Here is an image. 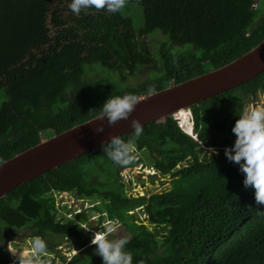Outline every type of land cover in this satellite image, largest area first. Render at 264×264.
<instances>
[{
  "label": "trees",
  "instance_id": "16d2710c",
  "mask_svg": "<svg viewBox=\"0 0 264 264\" xmlns=\"http://www.w3.org/2000/svg\"><path fill=\"white\" fill-rule=\"evenodd\" d=\"M261 1L126 0L141 8L137 25L125 6L77 15L70 0H0V162L99 115L107 98L144 96L247 52L264 37ZM139 72L146 77L129 84L127 77ZM258 93L264 70L189 106L196 139L172 116L143 126L136 153L145 151L155 175L167 177L159 192H126L120 173L141 160L136 155L133 164L115 166L104 152L111 141L11 189L0 198V264H9L11 229L41 236L56 256L54 239L66 238L78 251L68 261L61 256L64 264H102L91 244L102 215H58L66 211L56 205L62 192L94 199L92 210L121 223L132 264H264V205L223 154L234 141L236 116ZM135 208L153 229L126 223Z\"/></svg>",
  "mask_w": 264,
  "mask_h": 264
},
{
  "label": "water",
  "instance_id": "95a60500",
  "mask_svg": "<svg viewBox=\"0 0 264 264\" xmlns=\"http://www.w3.org/2000/svg\"><path fill=\"white\" fill-rule=\"evenodd\" d=\"M263 70L264 37L228 63L138 97L127 119L109 125L106 116L99 114L44 138L0 162V198L18 185L133 131V118L143 127L247 82Z\"/></svg>",
  "mask_w": 264,
  "mask_h": 264
},
{
  "label": "clouds",
  "instance_id": "9594fccd",
  "mask_svg": "<svg viewBox=\"0 0 264 264\" xmlns=\"http://www.w3.org/2000/svg\"><path fill=\"white\" fill-rule=\"evenodd\" d=\"M125 4L126 0H70L68 8L77 15L81 10L93 7L104 8L109 13H117L124 8ZM138 102L137 95L133 93L113 96L107 98L102 104L100 114L106 116L108 124L111 125L120 119H127ZM236 117L231 127L234 141L230 147L224 148L223 154L227 161L238 166V171L243 174V186L245 188L251 186L254 189V201L264 205V106H250ZM175 120L184 133L193 137L192 118L190 133L185 132L179 125V121ZM130 126L133 132L127 140L114 137L109 147L104 150L115 166L123 167L135 162L136 141L141 137L143 128L135 118L130 121ZM96 130L101 129L98 126ZM193 138L196 139L195 136ZM205 151L209 155L216 154L214 148H208ZM103 227L104 231L92 236L91 239V244L95 245V254L99 255L102 264H132V253L125 250L128 237L108 239L107 237L114 232L116 224L109 221ZM11 243L12 241H9L5 247L12 256L17 257V264H45L41 257L45 254L46 243L41 236L31 237L30 251L24 254L12 247Z\"/></svg>",
  "mask_w": 264,
  "mask_h": 264
},
{
  "label": "rangeland",
  "instance_id": "374dc122",
  "mask_svg": "<svg viewBox=\"0 0 264 264\" xmlns=\"http://www.w3.org/2000/svg\"><path fill=\"white\" fill-rule=\"evenodd\" d=\"M263 4H264V0L261 1L260 5L263 6ZM125 7H127L129 11L132 13L134 21L138 25L141 19V8L137 5L128 2H126ZM184 47L187 48L188 46H184ZM145 77H146V72H142V73L139 72L134 77H127V82L129 84H135L136 82H138L139 80ZM250 106H264V94L258 93L255 99L251 100L248 103H245L243 111ZM185 110L189 111V109H185ZM173 118L177 119V121H179V125H181V120L178 118V116L175 115V113L173 114ZM187 118L190 120L191 123L190 112H188ZM194 136L195 135H193V137ZM136 155L140 157L141 162L138 163L136 166L132 167L131 169L123 170L120 173L122 181L125 182L126 192L131 195H143V194L147 195L152 192H159L161 190L166 189L168 187V179L167 177L159 178L158 175H155V171L149 166V161H150L149 155L145 151H139L136 153ZM153 174L155 175V178L153 182H151L150 175ZM96 203L97 202H95L94 199L76 198L74 195L66 192L56 195V205L66 207V211L63 212V209H60L58 215L61 214L65 218H76L78 214L84 212L87 214L88 219H93V220H97L102 215V218L98 223V228L96 230H93L92 236L100 232H103L104 224L109 221L116 224V228L112 233L115 239H118L121 236H126L127 232H125L120 222L118 223L114 219L108 220L105 217L104 212H98L90 208L91 205ZM125 218L127 219L126 223H128V225L143 224L146 225L149 229H153L154 227L153 225L147 222L144 213L139 208H135L132 211L127 212ZM30 239H27L21 243L11 244V246L17 248L21 254L27 253L30 251V244H29ZM56 241L57 243H59L58 245L55 246L58 256H56L55 253L45 251V255H43L44 256L43 260L45 264H64V262L60 259L61 256L65 257V261H68L78 251L76 249H72L69 241L66 238L57 237L56 239H54V242ZM9 257L13 261H17V257L12 256L10 253H9Z\"/></svg>",
  "mask_w": 264,
  "mask_h": 264
},
{
  "label": "flooded vegetation",
  "instance_id": "af4514ba",
  "mask_svg": "<svg viewBox=\"0 0 264 264\" xmlns=\"http://www.w3.org/2000/svg\"><path fill=\"white\" fill-rule=\"evenodd\" d=\"M264 94V93H263ZM126 170V169H125ZM123 171V170H122ZM63 193V192H62ZM67 193V192H66ZM60 194V193H59ZM70 194V193H69ZM58 195V194H57ZM59 206V205H58ZM10 235L6 241V244L9 242V241H12L11 244H15V243H21L27 239H30L31 237H33L34 235H32L29 231L26 232V235H23V236H18L16 233H15V230L11 229L10 231ZM46 241V240H45ZM59 243H57L56 245H58ZM55 245V246H56ZM5 257H6V261L5 262H8L9 264H17V261H13L12 259H10L9 257V253L8 251L6 250V253H5ZM45 255V254H44Z\"/></svg>",
  "mask_w": 264,
  "mask_h": 264
},
{
  "label": "bare ground",
  "instance_id": "6f19581e",
  "mask_svg": "<svg viewBox=\"0 0 264 264\" xmlns=\"http://www.w3.org/2000/svg\"><path fill=\"white\" fill-rule=\"evenodd\" d=\"M188 111L185 109L179 110L175 115L181 120L182 129L189 133L191 130V123L190 120L187 118Z\"/></svg>",
  "mask_w": 264,
  "mask_h": 264
}]
</instances>
